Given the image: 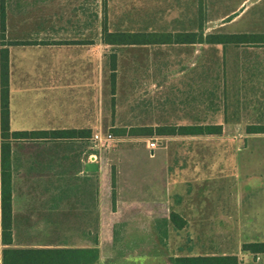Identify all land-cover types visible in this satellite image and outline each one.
I'll use <instances>...</instances> for the list:
<instances>
[{
    "label": "crops",
    "instance_id": "0c3cea01",
    "mask_svg": "<svg viewBox=\"0 0 264 264\" xmlns=\"http://www.w3.org/2000/svg\"><path fill=\"white\" fill-rule=\"evenodd\" d=\"M105 1V18L110 33L202 32L204 37L247 34L252 35L253 40L237 46L207 43L116 46L104 40L102 0H4L6 31L4 39H0V50L5 48L9 53L10 131H66L71 136L12 142L13 214L17 230H98L101 237V232L107 227V215L114 217L118 213L113 206L111 170L101 160H90L91 155L98 154L92 149L91 138L97 132L112 134L110 130L115 133L119 129L139 127L118 123L119 98L123 90L132 93L135 88L134 84L127 86L124 82L125 74L145 70V62L141 68L136 61L133 62V53L138 49L150 50L158 55L162 46L206 45L208 48L203 51L214 49L222 66L230 62L229 49L236 50L232 63L239 71L250 72L248 76L252 77L238 81L235 117L226 114L229 109L225 106L223 120L217 125L222 127V133L225 129H236L231 133L264 135V130H257V127H264V78H259V73L264 76V0H143L145 15L141 18H181L179 23L182 24L176 27L179 30L173 32L112 26L110 18H135L134 0ZM197 18L234 19L223 26L231 30L208 34L203 32V21L198 22ZM158 56L156 63L159 71L161 64ZM210 62L213 64V61ZM208 65L209 62L206 63ZM191 85L196 87L197 82H189L192 88ZM222 85L226 86V82ZM158 98L160 104L162 101L160 96ZM225 103L228 105V102ZM129 111H132V106ZM180 125L189 126L185 123ZM1 143L0 80V153ZM243 150L245 152V145ZM88 163L98 164V170L87 171ZM14 184L18 186V191ZM172 213L179 216L181 221L178 224L182 220L185 222L182 229L171 221ZM191 215L193 217L188 220L172 211L167 217L162 216L160 225L166 223L170 229L180 231L191 223L197 225L211 221V218L208 219L210 210L204 208L192 211ZM148 218L144 220L141 217L137 222L141 227L145 226L147 241L150 242L155 220ZM239 223L243 221L239 220ZM41 224L44 226L40 229L38 226ZM94 244H101V239ZM243 244L231 254L201 253L191 256L232 255L238 258V264H264V253L243 251Z\"/></svg>",
    "mask_w": 264,
    "mask_h": 264
},
{
    "label": "rangeland",
    "instance_id": "374dc122",
    "mask_svg": "<svg viewBox=\"0 0 264 264\" xmlns=\"http://www.w3.org/2000/svg\"><path fill=\"white\" fill-rule=\"evenodd\" d=\"M142 2H133L135 18H110L112 26L173 32L182 24L181 18H141L145 15ZM105 15L106 1L102 0V21ZM232 19L197 18L198 22L203 21V32L208 34L231 30L223 26ZM160 48L159 56L145 49L133 53V62L140 68L145 62V70L125 74L124 82L127 86L134 84L135 88L132 93L123 90L119 98L121 126L217 125L223 120L225 106L229 109L226 114L235 117L238 81L250 75L232 63L236 50L229 49L230 62L222 66L214 49L203 51L208 48L206 45ZM157 56L161 64L159 71ZM208 62L210 65L206 66ZM260 75L259 78H264ZM194 81L197 85L191 88L189 82ZM224 81L226 86L222 85ZM225 130L219 136L149 138L116 136L110 130L116 141L97 149L92 146L99 160L111 170L113 206L118 212L114 217L107 215V227L101 237L98 230L59 229L61 237L52 235L50 230H34L29 232L31 239L43 244L55 237L74 247L96 248L97 264H172V257L231 254L245 242L263 241L264 135L248 136L231 133L236 129ZM151 139L159 145L153 155L147 150ZM14 186L18 191V186ZM201 208L210 210V223H191L180 231L170 229L166 223L160 225L162 216L167 217L172 211L190 220L191 212ZM141 217L155 220L150 242L145 226L137 222ZM22 234L21 241L26 242ZM100 239L101 244L95 245L94 241Z\"/></svg>",
    "mask_w": 264,
    "mask_h": 264
},
{
    "label": "trees",
    "instance_id": "16d2710c",
    "mask_svg": "<svg viewBox=\"0 0 264 264\" xmlns=\"http://www.w3.org/2000/svg\"><path fill=\"white\" fill-rule=\"evenodd\" d=\"M5 2L0 0V39H4L6 31ZM104 40L106 43L116 46L122 45H152L157 43L183 44V43H207L221 45H240L253 40L252 35L247 34H214L204 37L199 33H110L108 20L103 21ZM116 75L114 74L113 77ZM0 80H1V164H0V264H97L99 253L96 248L74 247L66 240L49 239L43 244L34 243L28 230L15 229L13 214V182L11 168L12 142L23 139L70 138L68 132H11L9 119V53L5 48L0 50ZM256 129V128H255ZM264 130V127H257ZM116 136H130L149 138L153 136L177 137V136H219L222 127L218 125H181V126H157L138 127L130 130H116ZM128 133V134H126ZM171 221L182 229L185 222L178 224L179 216L171 214ZM26 237V242L21 241V236ZM52 235L60 236V230H50ZM29 237V238H28ZM18 239V240H17ZM59 239V238H58ZM97 243V240H95ZM243 251L252 254L264 253V241L243 244ZM172 264H238L236 256H191L184 255L172 257Z\"/></svg>",
    "mask_w": 264,
    "mask_h": 264
},
{
    "label": "built area",
    "instance_id": "2783aa9c",
    "mask_svg": "<svg viewBox=\"0 0 264 264\" xmlns=\"http://www.w3.org/2000/svg\"><path fill=\"white\" fill-rule=\"evenodd\" d=\"M113 141H115V138L113 137L112 134H109V133L106 134L103 132H97L91 138L92 144L94 145V147H97V148L104 147L106 144L111 143ZM158 146L159 145L157 143V140L151 139L148 141L147 147L150 150L152 155L154 154ZM90 160L92 162H98L99 157L94 154L90 156Z\"/></svg>",
    "mask_w": 264,
    "mask_h": 264
},
{
    "label": "water",
    "instance_id": "95a60500",
    "mask_svg": "<svg viewBox=\"0 0 264 264\" xmlns=\"http://www.w3.org/2000/svg\"><path fill=\"white\" fill-rule=\"evenodd\" d=\"M99 168L98 164L95 163H88L86 166V170L89 172L97 171Z\"/></svg>",
    "mask_w": 264,
    "mask_h": 264
}]
</instances>
